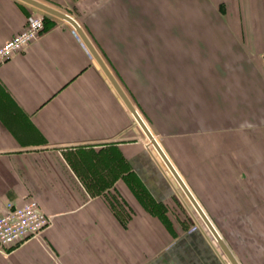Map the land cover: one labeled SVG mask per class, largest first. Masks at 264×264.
Masks as SVG:
<instances>
[{
    "label": "crops",
    "instance_id": "crops-1",
    "mask_svg": "<svg viewBox=\"0 0 264 264\" xmlns=\"http://www.w3.org/2000/svg\"><path fill=\"white\" fill-rule=\"evenodd\" d=\"M36 1L75 20L205 213L264 212L244 186L264 181V0ZM165 4L191 6V42L164 43ZM30 15L40 35L0 61V209L35 198L50 219L0 264H232L198 214L164 218L188 200L69 21L0 0V45ZM260 223L214 225L237 264H264Z\"/></svg>",
    "mask_w": 264,
    "mask_h": 264
},
{
    "label": "built area",
    "instance_id": "built-area-1",
    "mask_svg": "<svg viewBox=\"0 0 264 264\" xmlns=\"http://www.w3.org/2000/svg\"><path fill=\"white\" fill-rule=\"evenodd\" d=\"M43 27L42 16L30 15L24 27L0 45V61L37 39ZM49 219L35 198L26 199L22 204L6 202L0 209V252L19 241L41 235Z\"/></svg>",
    "mask_w": 264,
    "mask_h": 264
},
{
    "label": "rangeland",
    "instance_id": "rangeland-1",
    "mask_svg": "<svg viewBox=\"0 0 264 264\" xmlns=\"http://www.w3.org/2000/svg\"><path fill=\"white\" fill-rule=\"evenodd\" d=\"M178 9V10H177ZM162 19H159L157 22H154V25L159 28L163 29L164 33V43L166 42H172L171 39L173 37L170 36L171 33H177L179 32V38L180 42H191L189 39L191 38L187 34L189 31H191V6L180 4L179 7L177 6L176 12H175V6L173 9V5H167L164 6V14H162ZM185 39V41H184ZM186 54V53H185ZM185 71L187 69H184ZM264 181L261 183H257L255 180L251 179H245L244 186L245 187H253V186H263ZM181 189V188H180ZM183 195L188 200L186 195L183 192ZM206 214H210L211 218L210 220L214 222L217 226V229L222 230L225 232V234L232 240L239 239V234H247L252 235L253 227H251L255 222L260 221V227L259 230L261 232V235H264V212H245L243 213V216L237 221L235 213H232V218L226 215V213L214 211ZM242 215V214H241ZM178 219L181 222V231L184 232L185 230H191L193 228L199 227V217L197 216V213L195 212V209L192 207L190 201H183L182 200V206H180V209L178 212L174 213H165L164 218H171ZM246 228V229H243ZM218 231V230H217Z\"/></svg>",
    "mask_w": 264,
    "mask_h": 264
},
{
    "label": "water",
    "instance_id": "water-1",
    "mask_svg": "<svg viewBox=\"0 0 264 264\" xmlns=\"http://www.w3.org/2000/svg\"><path fill=\"white\" fill-rule=\"evenodd\" d=\"M24 1H26V2H28L30 4H33L36 7H39L40 9H42L44 11H47L49 13H52L54 15H57V16L65 19V20L69 21L77 29V31L81 35V37L84 40V42L86 43V45L89 47L90 51L92 52L93 56L95 57V59L97 60V62L99 63V65L102 67V69L105 71V73L110 78V80L112 81V83L115 85L118 93L121 95L122 99L126 103L127 107L130 109V111L133 114L134 118L136 119V121L138 122V124L140 125V127L142 128V130L144 131V133L147 136L149 142L155 148V150L157 151V153L159 154V156L161 157V159L163 160V162L165 163V165L167 166V168L169 169V171L171 172V174L175 178V180L178 183L179 187L185 193L186 197L190 201V203H191L192 207L195 209L196 213L199 215V217L201 218V220L203 221V223L206 225V227L208 228V230L210 231V233L212 234V236L215 238V240L217 241V243L219 244V246L221 247V249L223 250V252L228 257L229 261L232 264H237L236 261H235V259L231 255L229 249L226 247V245L222 241L219 233L217 232V230L215 229V227L213 226V224L211 223V221L209 220V218L206 216V214L203 212V210L200 207L199 203L196 201V199L194 198V196L192 195V193L189 191L188 187L185 185V183L183 182V180L181 179V177L179 176V174L177 173V171L174 169V167L170 163L169 159L167 158V156L165 155V153L163 152V150L161 149V147L157 143L156 139L153 137L152 133L149 131V129L147 128V126L145 125V123L142 121V119L140 118V116L138 115V113L136 112V110L132 107V105L126 99V97L124 96V94L122 93V91L119 89V87L117 86V84L114 82V80L112 79L111 75L107 71L105 65L103 64V62L101 61V59L98 57V55L95 52L94 48L92 47L91 43L89 42V40L87 39V37L84 35V33L81 31V29L79 28V26L75 22V20L72 19L66 13H62L60 11H57V10H55V9H53V8L45 5V4H42V3H40V2H38L36 0H24Z\"/></svg>",
    "mask_w": 264,
    "mask_h": 264
},
{
    "label": "bare ground",
    "instance_id": "bare-ground-1",
    "mask_svg": "<svg viewBox=\"0 0 264 264\" xmlns=\"http://www.w3.org/2000/svg\"><path fill=\"white\" fill-rule=\"evenodd\" d=\"M150 143V142H149ZM185 194V193H184ZM200 205V204H199ZM200 207H201V205H200ZM202 208V207H201ZM202 210H203V208H202ZM203 212L205 213V211L203 210ZM206 214V213H205ZM206 216L208 217V215L206 214ZM209 218V217H208ZM209 220H210V218H209ZM211 221V220H210ZM211 223H212V221H211ZM213 224V223H212ZM214 226V225H213ZM215 227V226H214ZM216 229V228H215ZM217 230V229H216ZM218 232V231H217ZM219 233V232H218ZM212 235V234H211ZM220 235V234H219ZM214 238V237H213Z\"/></svg>",
    "mask_w": 264,
    "mask_h": 264
}]
</instances>
